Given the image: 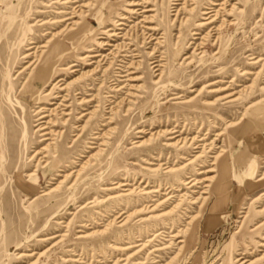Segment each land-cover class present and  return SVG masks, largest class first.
Returning <instances> with one entry per match:
<instances>
[{"label":"rangeland","instance_id":"obj_1","mask_svg":"<svg viewBox=\"0 0 264 264\" xmlns=\"http://www.w3.org/2000/svg\"><path fill=\"white\" fill-rule=\"evenodd\" d=\"M0 264H264V0H1Z\"/></svg>","mask_w":264,"mask_h":264},{"label":"bare ground","instance_id":"obj_2","mask_svg":"<svg viewBox=\"0 0 264 264\" xmlns=\"http://www.w3.org/2000/svg\"><path fill=\"white\" fill-rule=\"evenodd\" d=\"M0 3H1V0H0ZM86 3V2H85ZM92 3V2H91ZM90 3V4H91ZM207 9H209V8H207ZM80 13L81 12H83L82 11V9H79L78 10ZM204 11V10H203ZM219 9H214V8H210L209 10H207V11H205L204 12V14H206L207 16L205 17V18H203L204 19V21L203 22H201L200 23V25H202V26H204V25H209V24H212L214 21H215V19L218 17V15H219ZM123 17V16H122ZM68 19V18H67ZM234 22V21H233ZM76 23V21H73L72 23H70L68 26H73L74 24ZM229 23V22H228ZM118 24H121L120 22L118 23ZM67 26V27H68ZM109 27V26H108ZM109 30V29H108ZM55 34V33H54ZM195 34H197V33H195ZM110 35H113V36H117V35H119V32H117V31H113ZM205 37H207V35H204V38ZM204 38H202L203 40H204ZM77 40H79V42H80V40H81V38L79 39V38H76ZM86 39V37H83L82 38V40H83V42H84V40ZM151 39H156V38H153V37H151ZM150 39V40H151ZM156 43H158V42H156ZM104 45H110V43H103ZM128 44V43H127ZM40 47H45V44H43V45H41ZM202 47V41L199 43V44H196V46H195V50H199L200 48ZM127 48V47H126ZM155 50V47H153V51ZM87 51H92V49L91 48H88L87 49ZM153 51H151L150 53H149V55H154V52ZM60 52V48H58V50H56V51H50L46 56H44V58H42L41 59V57H43V55H42V53H43V51L41 50V51H39L38 53H37V60H38V62L40 61V66L38 67V69L34 72V74L26 81V83H25V85H24V87L22 88V90H21V95L20 96H22V98H26L27 100H29V102H31V103H34V102H36L37 100H39V99H46V98H48V96H50L51 94H52V90L54 89L53 87L49 90V91H47L44 95H43V97H40L39 96V90L41 89V86H42V83H44L45 82V80H47L49 77H51L55 72H56V64L57 63H59V62H61L62 61V54L61 53H59ZM201 52V51H200ZM200 52H198V53H200ZM34 53L36 54V52H32V53H30V54H27V55H25V56H29V55H34ZM132 53V52H131ZM58 54H60L59 56H58V58L56 57V58H54V55H58ZM88 57H98V56H101V54L100 53H98V52H96V53H92V54H89V55H87ZM53 57V58H52ZM185 58L186 59H188V58H191V55H186L185 56ZM37 60H30V62L21 70V71H19V74L20 73H22V71L24 70V69H28L35 61H37ZM92 62V61H91ZM90 62V63H91ZM162 62V59H159V60H153V62H151V68H153L154 69V71L155 72H157V75H158V77H160V76H162L161 74H162V69H161V66H163V64L161 63ZM133 63V62H132ZM132 63H130L129 64V67L131 66V64ZM136 64H138L137 62H135ZM67 64V63H66ZM37 65V64H36ZM74 66V64L73 63H70V64H67V65H65V66H63L61 69H64V70H66V69H70V68H72ZM98 68V67H97ZM74 71H76V69H72L71 70V72H74ZM128 71H129V69H128ZM93 72V71H92ZM91 72V73H92ZM90 73V74H91ZM131 73H133L132 71H130L128 74H131ZM129 75H127V77H128ZM135 77V76H134ZM131 78V77H128V79H135V78ZM62 79H58L57 81H56V83L55 84H57V83H59L60 81H61ZM79 80H80V78L79 79H75V80H73V82H72V84H73V86L77 83L78 84V82H79ZM81 81V80H80ZM155 83L156 82H159L158 80H155L154 81ZM212 83H214V82H211V83H209V84H207V85H210V84H212ZM54 84V85H55ZM68 87V85H64L63 87H61V89H64V88H67ZM216 89V88H215ZM224 89V88H223ZM118 90V89H117ZM10 91V95H12L11 94V90H9ZM63 91V90H62ZM211 91H216V90H211ZM59 92H57V94L54 96V97H64V96H60L59 94H58ZM233 93H235V94H237L238 92H231V93H229V94H226V95H219V96H217L215 99H221V98H224V97H229V96H233V95H235V94H233ZM8 96V95H7ZM67 96V95H66ZM239 96V95H238ZM87 97V96H86ZM192 97V96H191ZM65 98V97H64ZM63 98V99H64ZM10 99V98H9ZM14 100V99H13ZM91 100L92 99H85V97L84 98H80V101L78 102V104L80 105V106H87L88 105V103H90L91 102ZM229 100H232V99H229ZM11 101V100H10ZM16 101H18V100H16ZM13 102V101H12ZM18 102H20V101H18ZM205 104H209V105H211V104H214V102H213V100H210V101H206L205 100V102H204ZM45 108V106H41V107H39L38 109H37V111L36 112H40L42 109H44ZM57 109L58 108H53V110H52V112H54V111H57ZM93 109V108H92ZM91 109V110H92ZM81 112V111H80ZM93 111H85V112H82L81 114H80V117H84L85 115H88L89 117L88 118H91L92 117V115H93ZM46 116V114H42L41 115V117L43 118V117H45ZM49 118V117H48ZM83 126V125H82ZM46 128V126H45V124L44 125H42L41 126V128L40 129H45ZM162 133H172V134H174V133H177V130L175 129V128H171V129H163V130H160ZM55 132V131H54ZM160 132V133H161ZM50 132L49 131H43V132H41V135H44V139H47L48 138V134H49ZM174 137H177V140L176 141H174V142H172V143H170V145H176V142H178L179 141V139H180V134H178V135H175ZM194 139V138H193ZM190 141V140H189ZM148 142V141H147ZM32 158V157H31ZM45 171H47V170H45ZM46 174H45V172L43 171V172H41L39 175H37V177H36V179H43V177L45 176ZM48 175H49V173H48ZM27 176L28 177H30V176H32V173H30V174H27ZM31 178V177H30ZM194 180V179H193Z\"/></svg>","mask_w":264,"mask_h":264}]
</instances>
